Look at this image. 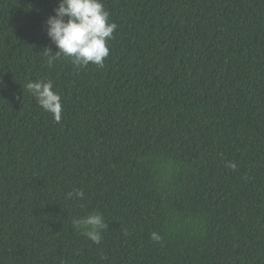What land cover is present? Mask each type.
<instances>
[{
	"label": "trees",
	"instance_id": "1",
	"mask_svg": "<svg viewBox=\"0 0 264 264\" xmlns=\"http://www.w3.org/2000/svg\"><path fill=\"white\" fill-rule=\"evenodd\" d=\"M102 3L109 56L77 67L48 62L58 0H0V264H264V0Z\"/></svg>",
	"mask_w": 264,
	"mask_h": 264
},
{
	"label": "clouds",
	"instance_id": "2",
	"mask_svg": "<svg viewBox=\"0 0 264 264\" xmlns=\"http://www.w3.org/2000/svg\"><path fill=\"white\" fill-rule=\"evenodd\" d=\"M45 25L46 34L57 49L55 52L45 49L56 54L49 58V64L64 56L77 67H87L89 63L103 67L109 56L108 40L117 27L115 22H109V12L102 0H58L54 15L47 17ZM26 87L40 107L51 113L54 121L59 123L62 118L61 97L54 91L52 82L29 81ZM226 166L235 168V163L230 162ZM67 195L83 198L84 193L73 189ZM72 224L75 230L96 244L100 243L102 231L107 227L99 213L74 218ZM152 239L158 241L160 237L153 233Z\"/></svg>",
	"mask_w": 264,
	"mask_h": 264
}]
</instances>
